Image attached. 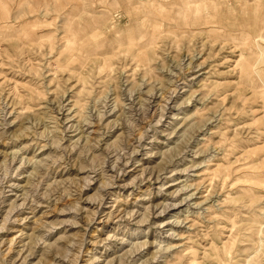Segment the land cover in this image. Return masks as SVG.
Wrapping results in <instances>:
<instances>
[{
  "label": "rangeland",
  "instance_id": "rangeland-1",
  "mask_svg": "<svg viewBox=\"0 0 264 264\" xmlns=\"http://www.w3.org/2000/svg\"><path fill=\"white\" fill-rule=\"evenodd\" d=\"M0 264H264V0H0Z\"/></svg>",
  "mask_w": 264,
  "mask_h": 264
}]
</instances>
